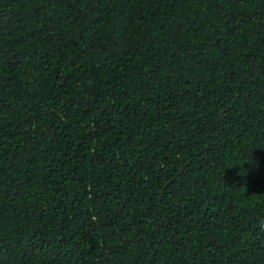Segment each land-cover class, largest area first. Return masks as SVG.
<instances>
[{"label": "trees", "instance_id": "16d2710c", "mask_svg": "<svg viewBox=\"0 0 264 264\" xmlns=\"http://www.w3.org/2000/svg\"><path fill=\"white\" fill-rule=\"evenodd\" d=\"M264 0H0V264H264Z\"/></svg>", "mask_w": 264, "mask_h": 264}, {"label": "clouds", "instance_id": "9594fccd", "mask_svg": "<svg viewBox=\"0 0 264 264\" xmlns=\"http://www.w3.org/2000/svg\"><path fill=\"white\" fill-rule=\"evenodd\" d=\"M257 224H258V227H259L261 230H264V217L259 218L258 221H257Z\"/></svg>", "mask_w": 264, "mask_h": 264}]
</instances>
